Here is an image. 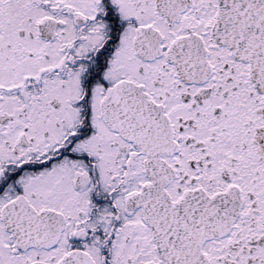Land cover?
<instances>
[{"label":"snow or ice","instance_id":"1","mask_svg":"<svg viewBox=\"0 0 264 264\" xmlns=\"http://www.w3.org/2000/svg\"><path fill=\"white\" fill-rule=\"evenodd\" d=\"M0 264H264V0H0Z\"/></svg>","mask_w":264,"mask_h":264}]
</instances>
